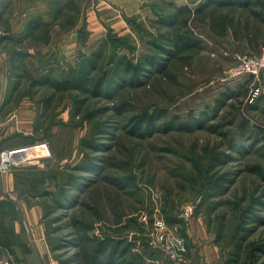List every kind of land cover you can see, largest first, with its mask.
I'll use <instances>...</instances> for the list:
<instances>
[{
    "label": "rangeland",
    "instance_id": "obj_1",
    "mask_svg": "<svg viewBox=\"0 0 264 264\" xmlns=\"http://www.w3.org/2000/svg\"><path fill=\"white\" fill-rule=\"evenodd\" d=\"M167 1L174 5L161 4L163 14L203 2ZM30 3L0 5V61L22 48L6 36H12L13 22L20 23L16 19ZM153 3L143 20H129L130 31L108 27V52L83 87L74 73L81 53L95 49L72 52L70 60L60 51L39 52L38 60L29 53L25 59L36 77L51 70L37 66L40 53L48 67L73 71L64 90L32 85L27 74L19 80L25 105L35 114L47 110L37 142L21 149L26 150L23 165L44 168L48 180L29 200L42 207L52 264H103V254L94 262L90 258L102 240L110 252L118 245L115 264H264V177L256 169L264 168V71L252 78L232 76L238 55L258 57L264 50L261 7L235 12L236 40L231 28L224 36L212 31L209 20L164 27ZM71 16L65 11L55 21L68 24ZM175 28L193 32L200 47L182 55L160 53L152 42L171 47ZM248 32L260 36L259 45L249 43ZM146 55L160 57V64L144 62L137 77L120 65L123 56L138 64ZM103 72L118 78L96 92ZM7 78L10 87L11 68ZM145 109L167 113L151 128L134 130L128 120ZM53 120L58 123L49 135L46 126ZM42 143L51 156L38 148ZM73 173L80 174L79 185L66 187ZM188 203L197 204L189 221L182 217ZM157 220L184 239L180 259H167L155 245Z\"/></svg>",
    "mask_w": 264,
    "mask_h": 264
},
{
    "label": "crops",
    "instance_id": "obj_2",
    "mask_svg": "<svg viewBox=\"0 0 264 264\" xmlns=\"http://www.w3.org/2000/svg\"><path fill=\"white\" fill-rule=\"evenodd\" d=\"M21 1L24 0H0V5ZM28 1L29 5L33 3L32 8L20 14L16 19L20 21L18 25L13 22L10 34L26 33L28 22L34 17L53 22L47 41L41 37L30 38L22 44V49L35 55L33 58L36 59L39 52L60 51L70 60L72 52H77V56L81 51L96 49L106 37L108 27L119 32L130 31L132 25L129 20H143L146 13L152 11L150 5L156 0ZM65 11L72 12L74 22L56 23V17L64 15ZM43 31L44 28L39 26L34 34L39 36ZM0 62V151L27 148L37 142L34 125L38 113L25 105L22 98L13 108L6 103L10 57L6 56ZM23 164L8 172H0V264L7 258L13 264H52L42 207L22 195V186L17 181V175L25 167Z\"/></svg>",
    "mask_w": 264,
    "mask_h": 264
},
{
    "label": "trees",
    "instance_id": "obj_3",
    "mask_svg": "<svg viewBox=\"0 0 264 264\" xmlns=\"http://www.w3.org/2000/svg\"><path fill=\"white\" fill-rule=\"evenodd\" d=\"M161 1V2H159ZM153 3V10L155 12H158V23L162 26L166 27H173L176 26V22L180 24V26H188L190 20H199L200 22L204 20H209V23L211 24V30L214 32H218L219 35L224 36L226 35L227 29L231 28L234 32L235 39L238 40L239 38V28L236 24L234 26L233 21L235 20V12H238L239 10L249 9L252 6H260V10L258 11L257 15L259 16V19L264 23V0H203V2H198L196 4H187L184 6L175 7V13L169 11V13H162L164 10H161L159 6L164 3L165 9L166 5L169 7H172L174 4L171 1L167 0H159ZM162 11L160 12L159 11ZM225 13V14H224ZM182 16H186V18H182ZM180 19H183L182 21ZM156 21V22H157ZM73 17L72 20H70V23H73ZM53 22L44 21L42 18L34 17L32 20L28 22V31L26 33L18 34V35H12V36H6L8 39H12L15 41L17 45H22L25 41L28 39H37L38 37H41L42 39H46L47 41V34L52 26ZM44 28V31L41 35L37 36L34 34V31L38 27ZM179 26V27H180ZM220 27V30L215 31L217 27ZM259 32V31H258ZM246 38L249 40V43L259 45V35L252 34L251 32H248V34L245 35ZM5 37V38H6ZM161 37H169V33L163 34L161 32ZM3 38V39H5ZM172 41L171 47H165L164 45H161L157 42H152L154 46H156L160 53H167L168 55L177 54L182 55L184 53L192 52L200 47L199 40L194 37L193 32L182 31L180 28H175L174 32L171 33L170 37ZM110 41V40H108ZM107 38H105L99 46L92 51L90 54L81 53L80 61L78 63L79 70L74 73V76L77 75L78 83L81 87L85 85L87 82V79L91 78V75L93 71L97 70L99 68L100 61L104 58V56L108 52L107 48ZM106 52V53H105ZM12 56L10 59V68H11V74L13 76V81L8 87V96L7 101L8 105H11L10 107L13 108L15 104L17 105L20 101L21 94L18 91H20L21 84L20 78L22 75L25 77L27 74L28 78H31L32 85L34 84H47L51 85L54 84L60 90H64L68 86V81H70V76L73 71H70L68 69H64L61 66L59 67H48V60L45 59L44 54H41L39 56V64L40 67H45L46 69L50 68L49 71H43L39 77L33 76V74L30 72L29 66L26 64L27 57L30 56L29 52L20 49H14L11 52ZM58 58V57H57ZM161 59L160 57L156 55H146L143 60H141L138 64H135L132 60L127 58V56H123L120 60V65H123V68L127 72H133L135 76L137 77L138 74L143 70L144 62L147 63V65L155 66L159 65L160 62L158 60ZM50 61V60H49ZM48 62V63H47ZM119 65V64H118ZM119 65V66H120ZM19 69H21V72H19ZM71 69V68H69ZM121 71V69H120ZM118 71L116 70L115 73ZM80 74V75H79ZM99 77V78H98ZM98 83L96 84V92L104 86V84L109 85L114 84V80L118 78L111 77L106 73L103 72L100 76H98ZM249 78H252L253 75L247 76ZM18 95H20L18 97ZM9 107V108H10ZM46 108L43 112L37 114L36 121H35V134L39 132L43 128V123L46 120ZM166 110L164 109H156L153 111H150V109H145L137 114H134L128 121L129 125L134 129L138 131H143L144 129L151 128L154 126L158 121H160L163 117L166 116ZM45 114V115H44ZM45 117V118H44ZM91 117V116H90ZM54 124H49L46 126V130L49 135H53L52 129L49 130V127H52L53 125L57 124L58 122L53 120ZM49 123V122H48ZM45 138H47L45 136ZM43 139V137H42ZM54 149V148H53ZM90 155H87L86 158H88ZM84 163L88 162V159L83 160ZM44 168H41L37 165H29L22 168L21 174L17 175V181L22 186V195L26 197V199H29L33 192L39 191L40 187L44 186L48 180H46L45 172L43 170ZM256 169L258 170V173H261L264 177V168L261 165H257ZM77 179H80V174H70L68 178L65 180V182L68 184L66 187L70 185L77 186ZM57 182L59 178L56 179ZM66 187L65 189H62L64 194H66ZM44 194H49L50 190L43 189ZM61 193V192H60ZM96 242V241H95ZM99 246L96 247V251H94L95 255H91V261H95L96 257H98L100 254H103L102 256H106V259L103 260V264H115L117 262V256L118 253V245L113 249L112 252L109 251V247L106 246L105 242L102 240L100 242H97ZM124 251H126V248H123ZM97 254V255H96Z\"/></svg>",
    "mask_w": 264,
    "mask_h": 264
},
{
    "label": "built area",
    "instance_id": "obj_4",
    "mask_svg": "<svg viewBox=\"0 0 264 264\" xmlns=\"http://www.w3.org/2000/svg\"><path fill=\"white\" fill-rule=\"evenodd\" d=\"M264 71V50L258 57L249 55H238L236 65L233 67L232 76L234 77H246L249 75H258ZM38 147V146H37ZM39 148L46 149V156H51L50 150L45 143H42ZM22 151V154L16 158L15 152ZM25 149L17 150H3L0 152V172H8L18 164H22L26 161ZM25 154V155H24ZM197 207L196 203H188L183 207L182 217L189 221L195 212ZM154 243L158 246L166 255L169 260H178L183 256L186 251L184 239L177 237L165 224L163 220H157L155 222V231L153 232ZM2 264H13V262L7 258L4 259Z\"/></svg>",
    "mask_w": 264,
    "mask_h": 264
},
{
    "label": "water",
    "instance_id": "obj_5",
    "mask_svg": "<svg viewBox=\"0 0 264 264\" xmlns=\"http://www.w3.org/2000/svg\"><path fill=\"white\" fill-rule=\"evenodd\" d=\"M22 154V151L20 152H15V157L18 158Z\"/></svg>",
    "mask_w": 264,
    "mask_h": 264
},
{
    "label": "bare ground",
    "instance_id": "obj_6",
    "mask_svg": "<svg viewBox=\"0 0 264 264\" xmlns=\"http://www.w3.org/2000/svg\"><path fill=\"white\" fill-rule=\"evenodd\" d=\"M37 147V146H36ZM39 148V147H38ZM34 149H37V148H34Z\"/></svg>",
    "mask_w": 264,
    "mask_h": 264
}]
</instances>
